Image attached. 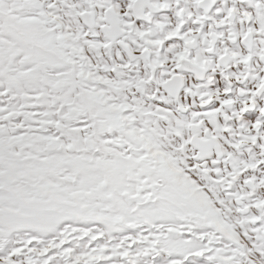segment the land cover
Listing matches in <instances>:
<instances>
[{
  "label": "snow or ice",
  "instance_id": "obj_1",
  "mask_svg": "<svg viewBox=\"0 0 264 264\" xmlns=\"http://www.w3.org/2000/svg\"><path fill=\"white\" fill-rule=\"evenodd\" d=\"M0 264H264V0H0Z\"/></svg>",
  "mask_w": 264,
  "mask_h": 264
}]
</instances>
